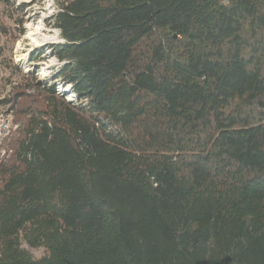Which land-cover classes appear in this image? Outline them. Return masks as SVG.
Masks as SVG:
<instances>
[{
    "label": "trees",
    "instance_id": "16d2710c",
    "mask_svg": "<svg viewBox=\"0 0 264 264\" xmlns=\"http://www.w3.org/2000/svg\"><path fill=\"white\" fill-rule=\"evenodd\" d=\"M53 5L60 65L0 99V264H264V0Z\"/></svg>",
    "mask_w": 264,
    "mask_h": 264
},
{
    "label": "rangeland",
    "instance_id": "374dc122",
    "mask_svg": "<svg viewBox=\"0 0 264 264\" xmlns=\"http://www.w3.org/2000/svg\"><path fill=\"white\" fill-rule=\"evenodd\" d=\"M16 4L28 3L25 11L14 8H6L0 1V99L8 97L19 81L24 79L28 72H35L40 81L49 79L54 69L60 65L57 59L51 56L47 46L63 42L58 29L49 25V16L54 11L53 0H12ZM13 16V17H11ZM15 18L24 19L23 25L15 23ZM23 31V32H22ZM29 33H35L28 37ZM41 33H46L52 37L46 43H41ZM37 40V41H36ZM43 50V52L41 51ZM41 51V52H40ZM37 54L36 60L31 57ZM46 69L41 74L42 69ZM28 80L27 78L25 79ZM57 91L68 101H74L75 94L70 91L69 85H57ZM33 93L34 91H29ZM10 105H0V112H9L12 116L14 129L10 135L5 137L0 144V158L2 153L9 148V138L16 135L21 128V121L15 120L13 110ZM26 248L35 258L43 255L42 248Z\"/></svg>",
    "mask_w": 264,
    "mask_h": 264
},
{
    "label": "built area",
    "instance_id": "2783aa9c",
    "mask_svg": "<svg viewBox=\"0 0 264 264\" xmlns=\"http://www.w3.org/2000/svg\"><path fill=\"white\" fill-rule=\"evenodd\" d=\"M75 99V96H73ZM14 129L12 116L9 112H0V144L4 140L5 137L10 135V132ZM7 151L2 153V156L7 154Z\"/></svg>",
    "mask_w": 264,
    "mask_h": 264
},
{
    "label": "bare ground",
    "instance_id": "6f19581e",
    "mask_svg": "<svg viewBox=\"0 0 264 264\" xmlns=\"http://www.w3.org/2000/svg\"><path fill=\"white\" fill-rule=\"evenodd\" d=\"M35 33H29V35H28V37H31V36H33ZM50 39H52V37L50 36V35H48V34H46V33H41V41H39V42H41V43H46L47 41H49ZM37 41V40H36ZM45 70L46 69H42L41 71H40V73L41 74H43V73H45Z\"/></svg>",
    "mask_w": 264,
    "mask_h": 264
}]
</instances>
